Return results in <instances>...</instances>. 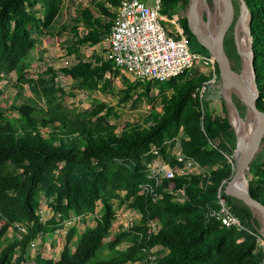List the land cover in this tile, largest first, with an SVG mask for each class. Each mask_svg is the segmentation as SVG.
<instances>
[{
    "label": "trees",
    "instance_id": "16d2710c",
    "mask_svg": "<svg viewBox=\"0 0 264 264\" xmlns=\"http://www.w3.org/2000/svg\"><path fill=\"white\" fill-rule=\"evenodd\" d=\"M36 1L42 4L41 15L33 7L34 0H0V81L15 72L18 92L10 105V114L0 108V264L23 263L29 244L40 234L61 227V221L71 214L82 216L81 222L85 223L99 203L102 213L96 217L94 226L80 232L74 224L66 234L59 259L39 253L37 264H149L148 253L157 245L162 249L151 264H261L264 259L258 246L261 222L250 207L223 191L242 227H226L209 213L210 208H217L219 187L232 173V163L224 159L226 154H233L237 140L230 119L209 109L203 114L197 89L208 77L201 73L192 75L187 70L167 80H147L144 94L158 86L161 109L154 106L143 121L126 122L118 131V125L112 121L113 115L118 116L115 106L98 102L91 108L78 109L65 104V90L56 80L58 70L54 66L31 74V66L39 59L35 54L34 32L55 35L63 3V0ZM188 2L161 0V10L170 16L185 9ZM246 2L252 12L260 90L257 104L264 111V0ZM120 3L121 0H95L96 9L92 6L79 9L72 16L73 22L68 23L73 36L69 51L78 50L80 44L103 41ZM188 27L193 33L189 20ZM186 34L191 44L192 35ZM200 45L207 53V47ZM226 50L232 61H239L236 47ZM59 71L96 90L107 72L116 73L119 68L111 60L79 59ZM26 85L31 94L18 103ZM132 89V85L128 86L123 99L130 96ZM237 105L244 115L246 105L241 100ZM181 133L184 153L211 170L164 181L166 187H185L188 196L185 202L173 200L166 192L154 202L141 193V184L149 181L148 164L156 156L152 146L162 145ZM167 148L168 145L161 148L164 156L172 165L180 164ZM250 170L253 174L250 190L264 202V161L260 156ZM40 193L53 210V216L46 221L38 212L42 205ZM117 204L140 210L141 223L104 244L116 218ZM150 219L160 221L157 232L148 231L145 223ZM10 229L21 235L8 238ZM123 242L130 244L118 248ZM105 248L115 254L102 257L99 253Z\"/></svg>",
    "mask_w": 264,
    "mask_h": 264
},
{
    "label": "rangeland",
    "instance_id": "374dc122",
    "mask_svg": "<svg viewBox=\"0 0 264 264\" xmlns=\"http://www.w3.org/2000/svg\"><path fill=\"white\" fill-rule=\"evenodd\" d=\"M94 1L95 0H63L62 12L57 24V28L55 30V35H42L40 33L34 32V36L37 39V48L35 54L39 59L34 62V64L30 68V71L32 75H37L38 73H41L43 70L47 69L49 66H54L58 70V76L56 80L58 84L65 90L64 100L65 104L69 107L78 109L91 108L98 102H106L109 106H115L118 116L113 115L112 121L118 125V131H121L126 122L143 121L144 118L154 108V106H157L158 109H161L162 104L160 102L162 97L158 86L154 85L148 95H145L144 91L146 90L149 82L147 80L139 81L129 73H127L125 70L119 68V72H107L105 74L106 79L101 80V82L99 83V88L96 90H92L81 84L79 80L68 77L61 71H59V68L64 66H71L78 62L79 59L109 60L107 58L109 49L107 37L98 44H80L78 50L69 51V46L72 43L73 36L68 23L73 22L72 16L76 14L79 9L86 6H92L94 9H96ZM147 1L150 4H153L155 2V0ZM207 2L210 11L215 14L216 11H218L217 0H207ZM192 3L193 0H189L188 5L185 9L178 10L172 14L169 13L171 14L168 17L169 21H164V24L173 31L180 30L185 34L187 32L192 35L191 44L189 43L190 48L192 51H198L199 53H201L199 54L200 58L197 64L190 70L192 72V75L201 73L208 77L204 82L205 91L203 93L200 91L197 92V95H199L202 102L203 114L205 115L207 109H209V111H211L213 114L223 115L227 118L228 121L230 119L231 124L237 129V123H241L243 120L246 121L247 111L244 115L242 114L243 117H240L235 107L231 102H229L230 100H232L237 105L240 102V99L234 94L229 93L227 90L223 91L222 84L219 80V71L215 56L206 45L205 46L207 47L208 52L204 53V50L200 45L201 42L198 41L195 38L194 34L190 31L188 27V18ZM33 7L34 9L38 10V15L42 14L43 7L39 1L34 0ZM240 12L241 3L238 0L235 8V17L226 36L227 49H231L232 46L236 47L234 23L236 17L240 14ZM198 14L201 15L205 19V21H209L208 8H203L202 6H200ZM107 19L109 18L106 17V20ZM81 31L82 33L84 32V28L82 26ZM247 37V34L241 31L240 42L242 46H246V55L249 51V38ZM230 60L233 69L234 67L237 68L234 69L237 73H242L246 68L244 60H242L241 57L238 62L232 61L231 58ZM106 80L107 84H105ZM15 83V72L7 74L4 79L0 81V108L5 112V114H10V105L18 95ZM130 85L133 86V89L130 92V96L127 99H123V97L125 96V91ZM30 94V89L27 86L26 89H24L22 95L19 96L18 103H21L22 101L27 99ZM210 144L213 146V142H210ZM236 149H238L237 144L233 154H226V158L224 160H227L229 162L231 159L234 160L236 158ZM258 156H260L261 160L264 161V146L259 152ZM210 170V168H203V172L209 173ZM192 172L196 173L198 172V169H193ZM249 172H251V170H249ZM252 176V172L250 175L247 173L246 179L247 183L249 182V187L250 178ZM40 197L43 207L41 216L43 221H46L53 216V210L49 206L43 193H40ZM116 209L119 211L120 217L116 218L113 221L110 234L104 238V244H108V242L112 240L115 235L124 230L123 222L128 220V218H131L129 222L131 220H133L134 222H138V224L140 222V215H138L136 213V210H134L130 205L117 204ZM101 213L102 206L101 203H99L96 212L87 215L85 223H82L81 220L79 221L78 219L76 224L80 232L83 231L87 226H94L96 224V217ZM58 218L59 221H61L59 216ZM259 220L261 222V227L258 234V246L264 254V223H262V220L260 218ZM61 224L62 226L58 227L56 230L46 231L40 234L35 240H33L27 248L26 260L21 264H37V255L39 253L46 258L59 259L66 243V234L69 230V226L65 225V222ZM21 227L22 226L20 225V228ZM20 235L21 234L19 232L17 233V230L14 229H10L7 233L8 238H13L15 236L19 237ZM74 241H77L76 238L74 239ZM127 245V242H123L118 246V248L123 249L126 248ZM114 254L115 251L109 248H105L103 249L101 254L99 253V255H101L102 257H108ZM263 263L264 261H262L261 264ZM125 264L133 263L128 262Z\"/></svg>",
    "mask_w": 264,
    "mask_h": 264
},
{
    "label": "built area",
    "instance_id": "2783aa9c",
    "mask_svg": "<svg viewBox=\"0 0 264 264\" xmlns=\"http://www.w3.org/2000/svg\"><path fill=\"white\" fill-rule=\"evenodd\" d=\"M168 17L161 10V0H155L153 4L147 0H121L117 8L116 19L107 35L109 45L107 58L139 81L167 80L192 69L197 64L200 55L191 50L185 33L180 30L173 31L164 24V21H169ZM198 91L203 93L205 84L199 87ZM182 137L181 133L173 139L164 141L162 145L152 146L151 151L156 156L148 164L149 181L141 184V193L149 196L154 202H157L164 192L171 195L177 202H185L188 199L185 187L175 188L169 185L166 187L163 186L164 181L174 179L177 175L193 174V169H198L196 173L203 172V167L184 153ZM165 145H168L167 151L180 164L174 166L164 156L161 148ZM223 185L224 181L217 194L218 206L216 209L210 208L209 213L217 217L226 227H242L239 217L230 209L222 195ZM134 210L141 217L140 224L143 214L138 209ZM38 212L42 214V205ZM119 217V211L116 209V218ZM81 218L82 216L71 214L61 223L65 222V225L70 228ZM130 219L123 222L124 230L139 225L133 220L129 222ZM145 225L148 226L149 232H157L160 228V221L150 219ZM161 249L160 245L150 249L151 252L147 256L149 264L158 257L157 252Z\"/></svg>",
    "mask_w": 264,
    "mask_h": 264
},
{
    "label": "water",
    "instance_id": "95a60500",
    "mask_svg": "<svg viewBox=\"0 0 264 264\" xmlns=\"http://www.w3.org/2000/svg\"><path fill=\"white\" fill-rule=\"evenodd\" d=\"M241 3V12L236 17L234 23L235 31V46L236 49L245 63V50L240 42L241 31L245 32L249 38V45L247 52V64L250 67L251 74L254 79V84L256 88V95H250L241 84L230 74V72H236L233 67L231 60L228 56L225 39L230 29L232 22L235 17V8L238 0H226L224 8L221 11H218L215 22H214V35H213V45L214 51L211 50L201 39L198 37L195 38L200 41L203 45H206L213 55L216 58V62L219 69V80L222 84L223 91H229L230 93L237 96L247 107V115L251 113L258 120V131L253 138V140L243 149L241 154L235 158L231 159L232 163V173L227 180H224V185L222 190L225 194L236 198L237 200L245 203L248 207L251 208L255 216H258L262 223H264V202L259 198L255 197L249 187V182L247 186L244 187L240 184V180L243 176H247V173L250 175L251 164L257 158L259 152L264 146V111L258 107L257 99L260 96V90L258 88L256 80V69H255V53L253 49L254 37L251 30L252 22V12L249 9V6L246 0H239ZM247 15V25L244 26L243 14ZM233 106L238 110L240 117L242 113L239 107L230 100ZM231 124V122L229 121ZM235 130L237 147L239 145L237 129L231 124ZM237 150V149H236ZM264 261V259H263ZM264 264V263H263Z\"/></svg>",
    "mask_w": 264,
    "mask_h": 264
},
{
    "label": "bare ground",
    "instance_id": "6f19581e",
    "mask_svg": "<svg viewBox=\"0 0 264 264\" xmlns=\"http://www.w3.org/2000/svg\"><path fill=\"white\" fill-rule=\"evenodd\" d=\"M225 3H226V0H217L218 11H221L224 8ZM200 6H202L203 8L204 7L208 8V10H209V21L208 22L205 21V19L201 15L198 14ZM218 11H216V13L213 14L210 11V8L208 7L207 0H193L191 9L189 10L188 20H189V25H190L191 30L193 31V33L196 36H198L213 51H214V45H213L214 22H215V17L217 15ZM211 13H212V15H211ZM242 17H243V21H244V26L246 27V25H247L246 13H244ZM164 18H166V17L164 16ZM242 47L244 48L245 53H246V46H242ZM245 66H246V68L243 70L242 73L230 72V74L241 84V86L250 95L255 96L256 95V88H255L254 79H253V76L251 74L250 67L247 64V55L246 54H245ZM229 97H230V95H229ZM230 108H231V106H230ZM237 112H238V110H237ZM236 127H237V133L239 136V144H240V146L238 145V149L236 152V158H237L241 154L243 149L255 137V135L258 131V120L251 113H249L247 115L246 121L243 120L241 123H237ZM240 184L244 187L247 186L246 176L242 177V179L240 180Z\"/></svg>",
    "mask_w": 264,
    "mask_h": 264
}]
</instances>
